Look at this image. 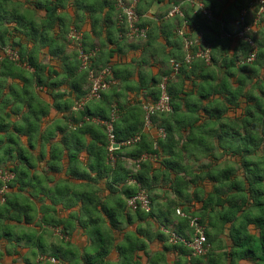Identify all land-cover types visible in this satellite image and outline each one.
Instances as JSON below:
<instances>
[{
  "label": "crops",
  "instance_id": "1",
  "mask_svg": "<svg viewBox=\"0 0 264 264\" xmlns=\"http://www.w3.org/2000/svg\"><path fill=\"white\" fill-rule=\"evenodd\" d=\"M252 1L254 0H166L165 3V0H142L138 7V13L142 24H145L148 28L149 35L146 39L129 37L124 39L120 37L113 0H0V36L3 33L4 38L9 41L6 44H14L16 50L21 51L26 56L33 55L35 57L34 62L37 66H40L38 69L37 66L27 61L23 63L9 61L2 63L4 59L3 51L6 48L0 44V145L4 143L9 145L8 149L0 154V168L10 167L17 170V183L8 190L9 197L15 200L18 199L16 198L18 196L21 204L27 201L33 209L32 214L35 216L30 223H26L24 218L21 222L7 220L10 227L20 230L21 241L32 239L47 241L39 235L40 225L43 224L47 226L48 234L55 236L56 241L64 239L70 241L79 249H85L92 239L89 236L87 240H82L76 235L77 229H80L81 235L85 231L79 224V209L76 206L84 207L87 205L86 211L92 216L90 200L93 198L95 188L99 189L98 197H103L102 201L110 209H114L115 201L124 198L123 184L114 185L109 178L102 180L103 183L98 182L96 185L92 182L91 178L95 177V172L90 168L91 157L87 150H82L78 158H70L71 149L76 148V146L73 144L71 132H68V125L71 124L69 117L76 112L72 109L78 107L76 94L80 91H77L73 83L69 84L64 91L59 90L58 86L61 83L72 79L65 78V67L60 59L50 55V47L44 46L38 41L40 32L30 33L29 29L34 24L39 25L54 21L55 25L51 34L63 35L66 28H69L77 30L88 44L91 43V45L98 48L101 46V41H104L106 51L111 52L112 50L114 52L109 58L108 64L111 67L114 82L120 90L110 87L105 92L107 98L104 99L103 103L109 105L111 102L108 108L109 115L113 111V105H115V122L118 121V123L128 128L138 120L140 122L144 120L146 115L142 109V103L151 104L153 102L152 86L155 81H162L165 77H168L165 73L172 68V61H175L174 56H176L172 54H177V48H182V45L177 46L176 44V41L182 42L181 39L173 36L176 29L177 31L182 30L184 33V35L178 33L182 37L184 45L186 40L198 44L202 39V41L208 43L206 45L210 47L211 55L214 56L215 61L214 64L208 65L205 69H210L216 73L218 78H223L228 72L227 66L223 63L225 61L229 63L228 61L235 56L241 58L244 51L242 47L246 46V43L239 39L228 40L223 33L228 32L234 35L238 32L240 14L245 9L244 6H249ZM148 4L153 5V12L151 18L146 19L141 13ZM161 4H165L164 12H169L174 6H180L184 16H175L169 20L161 21L157 18L161 13ZM202 7L215 16L213 21L204 18L201 12ZM49 14L52 15L50 19ZM257 14L258 7L250 8L247 15L248 21H254ZM61 21L63 28L59 26ZM253 36L258 47H260L261 58H263L264 16L261 17L259 24L255 27ZM71 42L67 44L66 48V54L68 55L75 50L74 47H77L79 52L78 43ZM29 44L32 45L31 49H29ZM125 49H127V52ZM128 53H131L132 56L129 57ZM105 61L106 56L102 58V63H106ZM258 65V76H260L264 74V67L261 66L260 60ZM45 66L46 68H44ZM145 68L146 71L142 70ZM52 71V77L58 79L50 78ZM171 75H176V73L173 72ZM246 75L244 73V76ZM38 76L40 84L38 83ZM45 77L48 82L61 83L56 90L49 89L42 84ZM238 78H231L232 88L238 87ZM171 80L169 79L168 82L177 81L176 85H179L177 79ZM192 84L190 79L186 80L184 82L185 91H191ZM211 84L217 86L218 80H212ZM200 85H202L201 82H199ZM146 86L149 89L147 92H145ZM5 88H7L6 95ZM251 88V84L246 86L245 93L248 91L249 95L251 94L250 96L258 93L264 97L259 87L255 88L254 86V89ZM83 89L88 91L89 85H87V88L84 85ZM212 92L214 95L210 96L208 100H203L204 104L212 102L214 105L224 100V96L218 93L217 87ZM181 96L182 98L186 97ZM119 97H127V99L121 102L118 99ZM108 98H110V102ZM99 100L98 102L90 101L87 103L92 111L101 104ZM56 103H58L59 109L54 106ZM75 103L76 106H74ZM241 103L246 106V97L241 99ZM10 104L11 107H9ZM68 106L70 107L69 110H64ZM180 110L178 112L181 117L188 114L184 106L182 111ZM25 111L27 114L22 116L21 113ZM45 111H47L46 115L44 114ZM211 111L213 112V110ZM240 111L241 109L238 110V112ZM171 113L174 112L168 114L171 115ZM207 115L206 112H200L199 116L201 118L197 124L201 125L209 122L207 120L209 116ZM235 115V112L229 111L223 117L228 118ZM33 117H39V123L38 120L33 122ZM13 118H16L17 122L13 123ZM171 119L169 117L165 121L158 116L153 124H149L151 131L143 128L146 140L152 143V148H157L158 140L165 138V125H172ZM86 121L88 120L86 119ZM94 121L101 120L95 119ZM174 124L177 125L176 129L178 131L181 125ZM8 128H12V135H7ZM186 133L183 131V134ZM85 141L90 144L92 139L89 135H86ZM181 141L184 142V139ZM120 147L121 145H119ZM129 149L131 147L126 148V150ZM52 151L55 155L61 152V159H52ZM121 152L125 154L127 151ZM146 159L158 175L152 183V192H150L151 196L154 197L153 210L156 215L154 218H139L125 208L119 216H116L119 219V228L114 230V236L116 243H118L124 241L127 235H136L145 239V233H151L152 240H149L148 243L149 250L151 253H156L162 251L163 244L154 236L155 233L160 231L161 221L163 220L162 215L168 212V203L177 206L175 207V213L174 208H171L170 218L173 224L177 223L179 218H184L177 211H181L186 215V209H189L191 213L198 214L201 205L196 197L199 198V195L189 200H187V196L193 194V191L199 187V183L198 186H193L189 190H182L181 186H177V182H187L191 176L186 175L184 172L177 174L166 169L163 162H173V159L161 149L159 154H150ZM121 160L126 167L125 170H134L135 160L130 157H124ZM12 161H15V163H12ZM42 162L44 163L43 168H41ZM198 165L199 161H196L194 166ZM196 173L199 174V171ZM210 189L211 186L208 185L207 191H210ZM66 193L72 194L71 203L65 202ZM160 201H163V203H160ZM128 214L132 216L130 217ZM97 215L105 221L104 228L108 229L110 219L101 210V207L96 211ZM49 219L56 223L57 227L53 231L57 234L52 231V227L48 224ZM173 224L171 225L174 226ZM62 231L68 233V237H60ZM28 232L29 234H27ZM252 232L256 233V230L252 229ZM28 235L32 239L28 238ZM224 238L227 239V235ZM0 241H2L0 246H4L5 241H8V239L4 238ZM229 242L227 241V243ZM26 252V248L21 249L22 255ZM22 258V256L6 255L0 262L1 264H21L23 263ZM166 258L168 264H175L178 256L175 252L169 251L166 253ZM109 259L112 261L118 260V252L115 249L111 252ZM187 259L189 260V258ZM142 261L144 263L147 261L144 255Z\"/></svg>",
  "mask_w": 264,
  "mask_h": 264
},
{
  "label": "trees",
  "instance_id": "2",
  "mask_svg": "<svg viewBox=\"0 0 264 264\" xmlns=\"http://www.w3.org/2000/svg\"><path fill=\"white\" fill-rule=\"evenodd\" d=\"M114 1V8L116 10V20L119 25L120 37L128 39L127 26L121 27L119 20V9L116 0ZM126 2L128 0H125ZM142 0L140 1V3ZM138 4V7L140 5ZM138 7L136 9L138 13ZM248 6H244L247 8ZM117 8V9H116ZM49 12V11H48ZM52 17L49 14V19ZM215 17V16H214ZM208 20L206 17H204ZM125 20V18H123ZM184 19V18H183ZM186 19V16H185ZM209 21V20H208ZM126 22V20H125ZM204 22V21H203ZM207 22V21H206ZM141 26V19L139 20ZM55 22L48 21L39 25L34 24L29 29L31 33L40 32V41L44 46L50 47V55L52 57L60 59L65 67V78L73 80V86L80 93L76 94L77 102L85 97L90 91V69L95 73L102 71L105 67L110 68L108 64L109 58L113 55V51L107 52L104 41H101V46L98 48L95 45L88 44L86 39L82 38L81 46L84 52L90 53L96 50L95 57H91V68L83 69L82 62L79 58V52L77 47L66 54L67 44L74 42L69 39V33L71 29L66 28L64 34L56 36L51 34L54 28ZM59 26L63 28V23H59ZM43 29V30H40ZM239 30V29H238ZM179 30L175 31L173 36L181 39L182 42L176 41L177 46L182 45L181 49L177 48V54L174 56L176 62L180 63L178 73L175 75V79L179 82H168V92L171 97V106L173 114L159 113L151 117L150 123L153 124L158 116L163 120L172 119V125L166 126L164 139L158 140L157 148H152V143L146 140L144 135V120L141 122L138 120L135 124L126 128L124 125L115 122V137L118 143H122L118 150H114L112 153L109 151V137L105 130V127L101 125L97 120H109L112 113L109 115V105H111L110 98L109 105L104 104L106 99V91L110 89V86L101 95V104H99L94 111L91 110L89 105L78 106L75 114L69 117V122L75 127L77 124H83V127L77 128L75 132H71L73 138V144L76 148L71 149L72 154L70 158H78L82 150H87L91 157L90 168L95 172V177L91 178L92 182L96 185L98 182L111 177L112 184H123L124 198L118 199L114 202V209L108 208L107 204L101 201L98 197V188H95L93 192V198L90 200V211L92 217L95 218V222L99 227L89 236L92 241L85 249H79L70 241L60 239L62 241H56L50 243L49 241L32 240L21 241L19 235L20 230L10 227L7 224V220L21 222L23 218L26 223L33 221L35 216L32 214L33 209L26 201L22 204L18 199H11L8 191L3 197H0L2 204L0 205V240L7 238L4 246H0V261L4 256H22L23 263L21 264H55L51 262V259H55L58 264H168L166 253L173 251L177 254L178 258L175 264H230V259L233 255H239L243 259L252 262L253 264H264V135L256 132V121H264V97L258 93L249 95L248 91L245 93V87L249 84L252 85L251 89L258 87L253 84L252 81L258 76L259 60L262 57L260 53V47H258L257 56L255 61L250 64H240V57H234L229 63L225 61L223 64L227 66L228 72L223 78H218L214 71L205 69L208 65L214 64V56L211 55V61L206 62L203 59L193 58L189 63L185 61L188 53L195 54L199 48L203 47V43L206 41H199L198 44H194L187 51L184 48V41L178 34ZM149 35V34H148ZM179 35V36H178ZM233 35V34H232ZM235 35V34H234ZM32 37V35H30ZM232 39H228L232 41ZM30 40H33L30 38ZM0 43L6 49L3 51L4 62H17L23 63L27 61L34 66L37 64L34 62L35 57L33 55L26 56L21 51L16 50L14 44H6L9 41L4 38L3 33L0 36ZM71 42V43H72ZM6 44V45H4ZM208 44V43H207ZM7 46L17 54V59H12L7 55ZM248 48H247V47ZM242 47L243 55L241 57H247L250 52L249 46L246 44ZM258 46V45H257ZM77 50V51H76ZM183 50V52H182ZM178 55V56H177ZM106 56V63H102V58ZM264 58V57H263ZM38 69L40 66H37ZM46 68V66L44 67ZM173 65L169 72L165 73L166 76L172 77ZM52 73L50 78H52ZM244 73L247 75L244 76ZM185 75V76H183ZM239 77L237 83L238 87L232 88L231 78ZM114 77L111 76L107 79L111 84L114 82ZM192 78H194L192 80ZM191 80L192 90L185 91L184 82ZM218 80V85L211 84L212 80ZM43 85L49 89L56 90L57 86L61 82H48L43 80ZM172 81V80H171ZM199 82L202 85L199 86ZM38 83L40 84V78L38 76ZM161 81H155L152 86L153 90V102H157L160 99V85ZM207 83V84H206ZM84 85H89L88 91L83 89ZM217 87L218 93L224 96V100L213 105L212 102L204 104L203 100H208L210 96H213L212 92ZM261 93L264 92L260 89ZM181 95L186 96L182 98ZM246 97V106H243L241 99ZM56 98V96H55ZM57 100V99H56ZM96 101V100H92ZM76 102V103H77ZM76 103L74 106H76ZM72 104V103H71ZM70 104V105H71ZM97 104V103H96ZM149 103H142V109L145 114L144 106ZM48 107L47 105H45ZM54 106L59 109L58 103ZM96 106V105H95ZM183 106L187 109L188 114L176 119L178 110ZM69 106L64 110H69ZM241 109L240 112L238 110ZM213 110V112L211 111ZM206 112L209 116L207 120L209 122L198 125L200 120V112ZM235 112L234 117L224 118V114L227 112ZM212 112V113H211ZM199 113V114H198ZM47 114V111L44 113ZM146 115V114H145ZM145 117V116H144ZM86 119L88 121H86ZM38 120L39 117H33V122ZM174 123L181 125V128L177 131ZM183 131L187 132L183 134ZM89 135L92 142L88 144L85 141V136ZM136 136L140 137V141L130 146H126L123 143L127 140L133 139ZM177 137V138H176ZM184 142L181 144V140ZM67 143V142H66ZM67 145V144H66ZM68 146V145H67ZM127 147L131 149L126 150ZM69 148V146H68ZM201 149L198 156L190 154V149ZM163 150L166 154L171 156L173 162L165 161L163 166L172 170L175 173L184 172L186 175H190V180L187 182H177V186H181L182 190L198 186L193 194L187 196V200L195 198L199 195V213H191L189 209H186V215L184 218H179L177 223L173 224L170 215L171 208H174L176 204L172 205L168 203V212L163 214V220L161 221L160 231L155 233V238L163 244V249L160 252L151 253L149 250V240H152V234L146 232L145 239L139 238L136 235H127L124 241L118 242L115 240L114 230H117L119 216L121 211L125 208L130 212H133L139 218H154L155 213L153 210L154 197L151 196L153 181L157 178V173L154 172L153 167L149 164L148 159L141 161L140 158L152 154L157 155L159 151ZM121 151H127L123 154ZM209 153L215 155L209 159ZM60 154L55 155L52 151V159H61ZM124 157H130L135 160L134 170H125L124 163L121 159ZM225 157L238 158L231 161L225 160ZM185 160V162H184ZM223 161L225 167L221 173L212 175L209 173V169L214 166V161ZM137 161H140L137 166ZM199 161L198 166H194L195 162ZM191 162V164H190ZM239 163L240 168V180H234L233 173L237 170L231 165ZM193 164V165H192ZM2 169L11 171L14 174V179L9 183L8 190L14 187L17 183L18 172L16 169L10 167H4ZM196 170H199L197 174ZM202 173V175H201ZM183 179V178H180ZM207 180L210 191L205 189L202 181ZM199 181V182H198ZM221 181L226 183H221ZM221 184L220 187H216L217 184ZM2 183L0 182V187ZM94 186V185H93ZM228 190V198L224 199V190ZM144 190L151 199V211L146 213L144 211H132L128 205L127 200L139 191ZM199 192V194H198ZM249 201L251 204L249 205ZM98 205L93 207L92 205ZM227 206V213L224 212ZM101 207V210L110 219V226L108 229L104 228V220L100 216H96V211ZM250 207L256 214L249 215L244 218V224L240 229L232 227V220L237 216L242 208ZM128 216H132L128 214ZM197 218L199 223L205 227V234L208 244L211 241L214 248L219 251L209 250L205 255L195 256L193 251L182 243L172 244L169 242V232L173 231L179 234L181 237L189 240L192 238L193 230L190 228V222L192 219ZM48 224L55 229L57 225L52 222V219L48 220ZM173 224L174 226H172ZM252 225L249 229L248 225ZM227 226V234H225V228ZM252 229L256 230V233L252 232ZM54 232V231H53ZM29 234V232L27 233ZM55 234V233H54ZM64 237H68V233L62 231ZM227 235V239L224 236ZM62 237V238H64ZM147 239V240H146ZM227 241H230L227 243ZM2 242V241H0ZM26 248L27 252L22 255L21 249ZM118 252V260L112 261L109 259L113 250ZM142 253V254H141ZM145 256L147 261H142V256ZM189 258V260L187 259ZM1 264V262H0Z\"/></svg>",
  "mask_w": 264,
  "mask_h": 264
},
{
  "label": "built area",
  "instance_id": "3",
  "mask_svg": "<svg viewBox=\"0 0 264 264\" xmlns=\"http://www.w3.org/2000/svg\"><path fill=\"white\" fill-rule=\"evenodd\" d=\"M140 1L141 0H128L126 2L125 0H119V3L123 7L127 8L130 12L129 17H123V18H125L126 24L128 25L127 26V29H128L127 36L129 38L140 39L139 33L141 31H144L143 39H146L148 37V28L140 25V23H139L140 17L136 12V9H137ZM253 7H258V14H257V17L254 19V21L250 22L247 19V15H248V11L250 10V8H253ZM263 11H264V0L252 1L247 8L242 10V12L240 14V28H239L238 32L235 35H232L231 33H228V32L223 33L225 38H227V39H232V38L235 39L236 38V39H239L240 41L246 43L249 46L250 52L247 55V57H241L240 58V60H239L240 64H250L253 61H255V59H256L258 46H257L256 40H255L253 35L255 32V27L259 24L261 17L264 16ZM169 12H172L171 17H175V16L183 17L184 16L180 6H174ZM201 12H202V15L204 17H206L209 21L214 20V18H215L214 15L210 11L206 10L204 7L201 8ZM261 12H263V14H261ZM146 28H147V31H145ZM179 34L184 35L182 30H179ZM69 39L78 43L79 53H80L79 58L82 62V68L87 69V70L90 69L91 68V57L94 56V52L87 53V52L83 51L82 46H81L82 37L77 30H75V29L71 30L70 35H69ZM201 42L203 43L202 39H201ZM194 44H196V43H193L189 40H186L185 45H184L185 50L188 51L190 49V47ZM6 53L12 59L18 58L16 52H12L11 49H8ZM253 53H255V55L252 56V59H249V57ZM195 57L199 58V59H203L206 62H210L211 61L210 47L208 45H206L205 43H203V47L199 48L194 55L188 53L185 61L187 63H189ZM172 65H173L174 73H177L179 71L181 64L173 60ZM89 71H90L89 76L91 77L90 78V83H91L90 90H91L93 83H95L96 88H97L96 96H98L100 99L102 93L105 91L104 89L107 90L109 88V85L111 84L107 80L111 76V73H112L111 69L108 68L107 72H105L103 69L102 71H100L98 73H95L91 69ZM168 80L169 79L164 78L159 85L160 99L153 104H148V105L144 106V110H145V114H146L145 117H147V119H148V125L150 124L152 116L159 114V113H168V112L172 111L171 97H170V94L168 92ZM93 100H95V99H93ZM149 106H151L153 109L151 112L148 111ZM115 118H116V113L114 112L112 114V117L110 120L99 121L101 124H105L108 128V137H109V143H110L109 145H111V150L109 149V151L111 153L115 150V148H114L115 144L122 145V143H118L116 141L115 129H114V126L112 125V123L110 122V121L115 122ZM136 137L133 139L125 141L123 144L126 146H130L134 143L139 142L140 139L137 140ZM143 158L146 159L147 156H144ZM13 179H14V174L11 171L0 168V182L2 183V186L0 187V197H3L4 194L8 191L9 183ZM129 201H132V203L129 204L128 203ZM127 205L132 211L141 210V211H144L146 213H149L151 211V199H150L149 195L146 193V191H144V190H141L137 194L130 197L127 200ZM177 213L180 216H183V217L185 216V214H183L181 211H177ZM190 228L193 230V235H192L191 239L187 240V239L181 237L176 232L171 231V232H169V235H170L169 242L172 244L182 243V244L186 245L188 248H190L193 251V254L195 256L205 255L209 251V250H207L208 241H207V237L205 234V227L199 223V220L197 218H195V219L191 220ZM196 229H201V230L199 232H197ZM201 236H203V241H200ZM51 262L58 264V262L55 259H51Z\"/></svg>",
  "mask_w": 264,
  "mask_h": 264
},
{
  "label": "clouds",
  "instance_id": "4",
  "mask_svg": "<svg viewBox=\"0 0 264 264\" xmlns=\"http://www.w3.org/2000/svg\"><path fill=\"white\" fill-rule=\"evenodd\" d=\"M165 3H166V0H165ZM117 4H118V8H119V18H120V26L121 27H126L128 26L125 22V20L123 19V17H129L130 16V12L127 8L123 7L120 3H119V0H117ZM161 13L160 15L157 17L158 19H160L161 21H164V20H169L172 16V12H164L163 9L165 7V4H161ZM153 12V5L152 4H148L146 8H144L142 10V15L144 18L148 19V18H151V14ZM145 31H147V28L145 29ZM70 35V33H69ZM144 37V31H141L139 33V38L140 39H143ZM115 38V37H113ZM32 45L29 44V49H31ZM125 51L127 52V49H125ZM129 57L132 56L131 53H128ZM255 53H253L249 59H252V56H254ZM260 63H261V66L264 67V58H261L260 59ZM144 71H146V68L145 69H142ZM104 71L107 72L108 71V68L105 67L104 68ZM46 74V73H45ZM91 77L89 76V79ZM52 79H58L57 77H52ZM77 79V77H73L72 80H69V81H66V82H63L61 83L58 87H59V90L60 91H64L67 86L69 84L72 83L73 80ZM147 79V77H146ZM165 79H172V80H175V75H173L172 77H165ZM254 84H256L262 91H264V74L260 75V76H257L254 81H253ZM110 87H113L114 89L116 90H120L119 87L117 86L116 82H112V84L109 85ZM85 88H87V85H85ZM106 90V89H104ZM149 89L148 87L146 86L145 88V92H147ZM5 91V95L7 94V88L4 89ZM96 91H97V88H96V85L95 83H93L92 87H91V90L88 92V94L83 97L82 99L79 100L78 102V105L77 106H80L82 107L84 104H87L89 103L90 101H92L93 99H95L97 102L99 100V97L96 96ZM121 102H123L125 99H127V97H119L118 98ZM12 105L10 104L9 107H11ZM159 107V106H158ZM75 107H73L72 111H75ZM153 109L151 106L148 107V111L151 112ZM113 111L115 112L116 111V108H115V105H113ZM182 111V109L180 110ZM27 112H22L21 115H26ZM180 118V113L177 112L176 114V119H179ZM17 122L16 121V118H13V123ZM49 127H51V125H49ZM80 127H83V124H77L75 127H73L71 124L68 125V132H75L77 130V128H80ZM110 127V126H109ZM144 129H148L149 131H151L149 129V125H148V119L147 117L144 118ZM12 128H8L7 129V135H12ZM256 132L261 134V135H264V121H256ZM71 139V137H70ZM137 140L140 139L139 136L136 137ZM181 143H183V141H181ZM9 145L7 143H4L2 145H0V154H2L4 151H6L8 149ZM262 148H264V145H261ZM109 149L111 150V145H109ZM190 151V154H192L193 156H198L201 149L199 148H192L189 150ZM14 155V153H13ZM215 155L213 153H209V159L212 158V156ZM261 155H264V153H261ZM232 159H237L238 158H233V157H225V160H229L231 161ZM140 160L142 161L143 160V157L140 158ZM12 163H15V161H12ZM139 163L140 161H137V166H139ZM225 163L223 161H214V166L209 169V173L212 174V175H215V174H218V173H221L225 167ZM233 168H235L237 171L233 173V178L234 180H237L239 181L240 180V168H239V163H234L231 165ZM44 167V163L42 162L41 163V168ZM199 171V170H197ZM262 175H264V173H261ZM202 175V173H201ZM109 179H111V177H109ZM101 183H103V181H101ZM203 185L205 186V189L207 190L208 189V185H209V182L207 180H204L202 181ZM221 183H226V182H223L221 181ZM221 184H217L216 187H220ZM71 193H66L65 194V202L67 203H71ZM106 195V193H105ZM228 198V190L225 189L224 190V199H227ZM101 201L103 200V197L100 198ZM129 204L132 203V201H129L128 202ZM160 203H163V201H160ZM251 204V201H249V205ZM93 207H98V205H95L93 204L92 205ZM78 209H79V224L85 229L83 235H81L80 233V229H77L76 230V235L80 237V239L82 240H87L89 238V234L93 233L98 227V223L95 222V218L92 217L90 215L89 212L86 211V208H87V205H85L84 207H80L79 205L76 206ZM224 212L227 213V206L225 207L224 209ZM256 213L250 208V207H244L242 208V210L240 211V213L235 216L232 220V227H235L236 229H240L241 228V225L244 224V218L246 216H249V215H255ZM37 223H39V221H37ZM249 229H251L252 225H248ZM201 229H196L197 232H199ZM225 234H227V226L225 228ZM39 235L41 238L49 241L50 243H55L56 242V238L54 235H49L48 234V228L47 226L41 224L40 225V228H39ZM200 241H203V236H201L200 238ZM199 243V242H198ZM207 250H213V251H219V249H216L214 248V245L213 243L210 241L209 244H208V248ZM230 264H252V262L250 261H247L245 259H243L241 256L239 255H233L230 259Z\"/></svg>",
  "mask_w": 264,
  "mask_h": 264
},
{
  "label": "rangeland",
  "instance_id": "5",
  "mask_svg": "<svg viewBox=\"0 0 264 264\" xmlns=\"http://www.w3.org/2000/svg\"><path fill=\"white\" fill-rule=\"evenodd\" d=\"M264 12V11H263ZM263 12H261V14H263ZM71 30H73V29H71ZM12 52H14L13 50H12ZM92 52H94V56L96 55V50L95 51H91L90 53H92ZM79 55H80V53H79ZM114 112L112 111V114H113ZM112 114H111V116H112ZM111 119V118H110ZM103 121H107V120H103ZM111 123H112V125L115 127V122L114 121H110ZM109 122V123H110ZM101 125H103L104 127H105V130H106V132H107V135H108V128H107V126L105 125V124H101ZM55 232V231H54ZM56 234H57V232H55ZM60 237H64L63 236V234L60 232Z\"/></svg>",
  "mask_w": 264,
  "mask_h": 264
},
{
  "label": "water",
  "instance_id": "6",
  "mask_svg": "<svg viewBox=\"0 0 264 264\" xmlns=\"http://www.w3.org/2000/svg\"><path fill=\"white\" fill-rule=\"evenodd\" d=\"M114 148L116 149V148H119V144H115L114 145Z\"/></svg>",
  "mask_w": 264,
  "mask_h": 264
}]
</instances>
